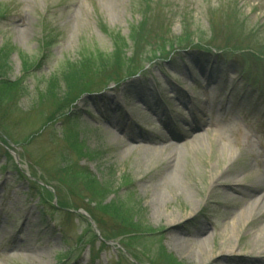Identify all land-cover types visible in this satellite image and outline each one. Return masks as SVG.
Here are the masks:
<instances>
[{
	"label": "rangeland",
	"instance_id": "rangeland-1",
	"mask_svg": "<svg viewBox=\"0 0 264 264\" xmlns=\"http://www.w3.org/2000/svg\"><path fill=\"white\" fill-rule=\"evenodd\" d=\"M0 13V50L9 52L4 79L25 91L10 114L0 106V264H163L161 248L179 264H264V203L252 207L245 198L264 195V85L250 86L240 61L251 52L190 48L147 61L162 40L186 33L216 47L258 50L264 0H0ZM141 24L142 38L148 35L138 40L141 73L84 96L70 124L46 126L54 107L39 96L49 79L82 55H110L116 37L130 57L131 30ZM241 30L255 31L256 43ZM255 67L264 75V64ZM171 133L179 141L154 143ZM137 135L154 144H134ZM172 156H179L178 198L159 187L158 167ZM74 163L106 190L103 199L70 187L60 170ZM213 177L239 181L240 193L219 190ZM154 195L168 208L153 205ZM100 199L131 207L150 230L146 239L130 248L120 243L125 236L115 237L102 248L99 238L116 230L90 204ZM58 201L64 207L54 210ZM174 219L184 221L180 248L168 236Z\"/></svg>",
	"mask_w": 264,
	"mask_h": 264
},
{
	"label": "trees",
	"instance_id": "trees-1",
	"mask_svg": "<svg viewBox=\"0 0 264 264\" xmlns=\"http://www.w3.org/2000/svg\"><path fill=\"white\" fill-rule=\"evenodd\" d=\"M0 15H2L0 13ZM144 30L143 24L136 27L134 30H131L130 39L133 43V51L130 57H127L123 52L127 47L126 41L121 38H115L113 44V51L110 55H101V54H89L82 55L78 62H67L58 72V74L51 77L48 81L46 90L41 93L39 96L40 103H48L51 107H54V111L49 116L46 121V126L53 124L57 119H63L67 124H70L69 120L71 116L74 115L75 105L80 101L84 96L100 92L102 89H106L109 85H114L116 87L123 85L126 79H130L138 76L143 70L142 65L145 58L143 59V54L138 46V40L142 41L148 37L142 38V32ZM244 34L247 41H253L256 43L255 37H258L255 31L246 32L241 30ZM187 34V33H186ZM184 35L180 39L177 38L172 41L162 40L160 46L157 45V49L148 59V62L151 60L162 58L167 60L169 56L175 52L184 51L186 49H204L206 51H215L216 53L225 54H243L245 50L250 51L248 59L242 57L240 60L243 66V73L246 82L255 88L261 90L264 85V75L262 73H254L251 70V66L258 67V64H264V46L260 47V44L256 43L255 46L258 50L252 47L243 48L239 45L231 46L226 42L225 46L216 47L214 40L211 38L207 43L202 42V40H193L190 35ZM147 44V42H144ZM252 45H254L252 43ZM158 52V53H157ZM9 52L5 50H0V106L3 105L4 115L11 113L9 110L13 108L16 104H13L14 99L25 94V91L20 82H9L4 77L7 73V60ZM248 61V64H247ZM143 62V63H142ZM28 65L25 63L24 67ZM262 91V90H261ZM44 128H42L43 132ZM1 132V131H0ZM3 137V136H2ZM4 138V137H3ZM32 138V137H31ZM5 139V138H4ZM72 145V144H71ZM77 152V155L82 156L84 149L79 146L77 143L72 145ZM12 159V158H11ZM71 167L62 168L60 173L66 175L69 181L67 183L73 189L80 190L82 189L88 193L93 200L97 198H102L100 195H104L106 190H102L95 178L91 177L89 173L85 170L73 168L76 166L70 165ZM83 180V181H82ZM80 189H79V188ZM102 190V191H101ZM100 199L99 202L93 203L90 201V204H94L95 208L100 212L102 217H105L111 220L114 225V235L112 237H102L100 241V246L105 248L106 243L110 240H113L115 237H126L125 240H121L120 243H125L126 247L132 248L134 244L138 243L139 240L146 239L145 235H148L150 230L146 229L141 222H137L138 216H136L134 211H131L132 208L128 205H122L116 201H110L107 204H104V201ZM63 209V205L60 204V201L57 202V206L53 207L54 210ZM93 222L98 225L100 223L96 218L89 214ZM157 261L162 262L163 264H179L171 256L166 255L163 249H160L159 257ZM150 264H156L154 260H150Z\"/></svg>",
	"mask_w": 264,
	"mask_h": 264
},
{
	"label": "bare ground",
	"instance_id": "bare-ground-1",
	"mask_svg": "<svg viewBox=\"0 0 264 264\" xmlns=\"http://www.w3.org/2000/svg\"><path fill=\"white\" fill-rule=\"evenodd\" d=\"M166 97V96H165ZM168 97V96H167ZM118 129V130H122L121 125L119 126L118 124L114 126V129ZM195 130H197V128H194L193 130H191V134H193L195 132ZM191 134L187 137L190 138ZM180 137L176 136V134H170V138L167 139H161L160 137L154 138L155 140V144H170L171 142H177L179 141ZM183 139V138H181ZM115 140V139H114ZM153 140V141H154ZM153 141L147 137L141 136V135H137L134 138H131V142H133L134 144H137L138 146H142L144 143H149V144H154ZM185 146H183L182 149H184ZM180 156V154H179ZM177 156V158L179 157ZM177 158L175 157H171L167 162H165V164L163 166L158 167V169L161 170V172H163L162 174V179H161V184L159 185V187H163L164 190H166V192H168V194H170L173 198H178L179 194L177 193V187H178V183H177V172L179 170V163H177ZM226 170V169H225ZM186 171H188V175L186 177L187 181H191L193 179V175L191 173L192 171V166L189 165L186 167ZM213 185H217V188L219 190H223V191H229V192H233L235 194L240 193V189L242 188L239 184V181H234V180H226L223 177H213L212 180L210 181ZM251 191H257L255 190L254 187H250ZM247 199L246 204L247 205H251L252 207H256V206H261L264 203V195L263 196H253L251 194H249L248 196L245 197ZM153 205L160 203L161 205H164L165 208H168V204L165 201L163 196H153V201H152ZM189 218L193 216L192 213L188 214ZM188 218V217H186ZM183 219H174L173 221H170V227H169V232H168V236L172 237L173 239H175V246L180 248V242L178 240V237L180 236L181 232H180V226L183 223ZM205 241L202 240L200 244L204 245Z\"/></svg>",
	"mask_w": 264,
	"mask_h": 264
}]
</instances>
